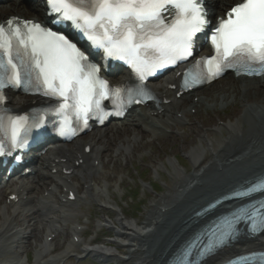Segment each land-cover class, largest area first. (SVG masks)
I'll list each match as a JSON object with an SVG mask.
<instances>
[{"label":"bare ground","instance_id":"obj_1","mask_svg":"<svg viewBox=\"0 0 264 264\" xmlns=\"http://www.w3.org/2000/svg\"><path fill=\"white\" fill-rule=\"evenodd\" d=\"M241 1L206 0L209 18L214 21L217 17H223L228 10L227 5ZM16 9L25 11L29 17L10 13V16L1 17L0 22L9 17L47 21L42 0H0V11ZM126 77V72L120 71L115 75V80ZM178 80H173V74H169L151 85L152 91L161 101L158 107L150 103L145 107L133 108L113 126L91 130L85 138H77L71 144H48L44 146L47 149L45 157L34 165L33 174L13 177L1 184L0 264H26L20 245L28 235L41 228L45 232V238L57 234L65 216H74L79 201L95 197L101 206L111 207L107 201H99L107 189L104 183L98 185L96 182L105 163L115 161L117 157L122 159L125 155H131L145 134L159 141L177 127L186 124L193 115V120L196 121L195 117L200 112H225L235 102L240 106L239 118L234 121L228 119L225 124L214 126L217 133L221 135L224 132L226 136L214 150L207 133L201 129L206 135L202 141L213 151L208 168L198 169L177 181L169 193L150 208L139 224L126 221L117 206H112L111 208H115L116 219L113 223H105L118 226L115 236L121 243L114 242L115 247L81 243L83 246L80 253H77L76 249L80 245L73 239L65 244L61 252L52 255V240H40L35 249V264H61L73 254L114 258L118 251L124 253L125 264H166L177 248L212 218L194 217L197 208L264 173V75L258 78L230 75L229 79L224 78L204 87L207 92L199 93L196 90L179 96L176 95L177 89L168 88L177 85ZM218 92H222V98H219ZM31 101L33 99L18 93L9 95V106L17 110H23ZM119 135L123 136L122 140L117 139ZM112 139L117 142L110 146ZM86 148L89 150L87 153ZM106 155L108 160L105 162ZM188 157L194 165L199 166L204 159V149L198 154L190 151ZM65 170L70 173L64 174ZM75 177L79 178L84 187L81 195L77 191ZM43 185L47 186L46 190L38 195L37 192ZM65 189L66 197L61 196L60 192ZM69 191H75V200L72 202L67 199ZM11 196L15 198L10 199ZM232 206L233 203L230 202L218 205L214 215L227 211ZM70 231L72 236L80 237L76 228L73 227ZM244 248L245 251L242 250ZM260 248H264V235L251 242L235 244L205 264H219L234 254Z\"/></svg>","mask_w":264,"mask_h":264},{"label":"snow or ice","instance_id":"obj_2","mask_svg":"<svg viewBox=\"0 0 264 264\" xmlns=\"http://www.w3.org/2000/svg\"><path fill=\"white\" fill-rule=\"evenodd\" d=\"M55 22L71 25L102 50L104 59L121 60L137 74L135 88L111 87L102 78L101 67L66 34L32 21L9 18L0 24V105L6 88H23L54 101L44 113L28 116L0 115V155L7 145L23 148L24 134L40 128L48 116L55 118L56 131L71 137L92 118L101 123L110 115L103 101L121 99L128 103L154 99L144 83L148 76L187 61L193 55L195 39L210 21L203 0H47ZM174 10L171 19L165 14ZM215 55L196 61L207 68L185 73L183 86L214 79L232 68L237 74H264V0H243L221 19L210 36ZM243 70V71H241ZM117 114L122 115V108ZM264 191V181L254 184L247 194ZM250 222L251 229H264V201L242 206L209 229L207 242L192 241L183 252L181 264H200L206 256L236 235V225ZM196 252L195 260H190Z\"/></svg>","mask_w":264,"mask_h":264},{"label":"rangeland","instance_id":"obj_3","mask_svg":"<svg viewBox=\"0 0 264 264\" xmlns=\"http://www.w3.org/2000/svg\"><path fill=\"white\" fill-rule=\"evenodd\" d=\"M227 5L228 9L230 5ZM0 18L9 16L10 13L19 14L25 18L29 17L25 11L19 9L16 10H4L0 11ZM223 11H221L222 14ZM230 75H227L225 79H229ZM224 79V78H223ZM207 92L205 88L198 90V92ZM222 92H218L219 98H222ZM196 99V98H195ZM210 101V100H209ZM240 106L237 102L227 107L226 111L217 112H200L193 120V116L190 120L186 121V124L182 127H177L176 130L168 133L163 139L154 140L149 134H145L142 137V141L138 147H136L131 155H125L124 158L117 157L115 161L106 162L108 160L107 155L105 158V168L101 170L96 182L98 185L105 184L106 192H103L99 201H107L112 206H117L120 210L122 218L126 221H133L141 223L145 218L150 208L155 205L161 197L169 193L172 186L181 178L187 177L193 174L195 171L208 168L211 162V154L213 151L209 149L202 141L206 138L205 131L208 135V139L213 144V150L222 140H224L225 133L221 135L214 130L215 125H223L228 119L234 121L235 118H239ZM203 121V122H202ZM114 123H110L106 126L109 128ZM86 137V136H85ZM84 137V138H85ZM122 135L118 136V140H122ZM116 139L110 141V146L116 144ZM204 149L203 162L198 166L194 165L189 159L188 153L193 151L194 154L201 152ZM107 159V160H106ZM107 179V181H105ZM78 184V191L81 194L84 190L81 186L78 177H75ZM46 185L39 188L37 194L42 195L46 190ZM156 190L158 193L153 194L152 190ZM61 192V190H60ZM66 192L62 193L65 196ZM91 195V194H88ZM2 200V199H1ZM0 202L2 203V201ZM56 202L59 204V199L56 197ZM111 206V207H112ZM43 214V213H42ZM116 215L114 212L108 211L106 208L100 207L96 198H86L84 201L76 206L74 216L66 217L64 222L59 225L60 229L53 239V245L55 253H59L64 249L65 244L70 239L71 228L76 224L82 227V242L90 243L91 246H114V242L121 243V241L115 236L117 225L109 224L105 222H114ZM87 220V223L84 222ZM105 225L107 228H100V225ZM43 228L37 232L34 230L30 233L23 244L20 245L24 253L33 255L27 256L29 262L34 258V249L40 240L44 239ZM83 244L77 247V252ZM124 253L118 252L116 258L106 259L98 258L101 263L98 264H125L123 255ZM90 256L80 254L79 256ZM32 258V259H31ZM35 264L34 259L32 263ZM66 264H96L91 262L90 257H83V259L75 261L69 258Z\"/></svg>","mask_w":264,"mask_h":264}]
</instances>
